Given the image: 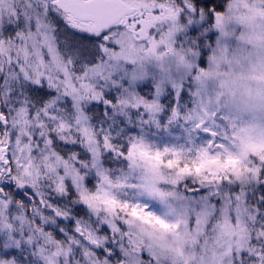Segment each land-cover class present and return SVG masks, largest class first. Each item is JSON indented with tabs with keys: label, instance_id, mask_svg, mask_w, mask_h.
Listing matches in <instances>:
<instances>
[{
	"label": "snow or ice",
	"instance_id": "1",
	"mask_svg": "<svg viewBox=\"0 0 264 264\" xmlns=\"http://www.w3.org/2000/svg\"><path fill=\"white\" fill-rule=\"evenodd\" d=\"M216 3L0 0V264H154L129 243L134 216L165 224L142 199L156 174L134 175L138 154L191 170L202 154L222 162L233 139L222 97L194 102L213 48L206 33L221 26ZM124 33L178 50L189 74L161 86L115 65L109 53ZM248 169L189 171L174 183L190 231L203 220L205 235L236 233L202 257L211 264H264V161Z\"/></svg>",
	"mask_w": 264,
	"mask_h": 264
},
{
	"label": "rangeland",
	"instance_id": "2",
	"mask_svg": "<svg viewBox=\"0 0 264 264\" xmlns=\"http://www.w3.org/2000/svg\"><path fill=\"white\" fill-rule=\"evenodd\" d=\"M248 2L250 0H217L218 11H223L227 3V12L222 15L220 22L223 34L217 29L206 33V36L211 37L207 42L212 43L213 48L206 57L205 70L212 71L215 68V74L194 81L196 105H215L218 97L223 98V103L219 107L224 112L228 135L233 137L229 140V150L224 152L223 161L202 154L198 163L189 170L175 163L162 164L154 151L141 150L138 154L134 175L140 178L151 176V170L156 174L154 195L149 196L145 193L142 199L151 205L152 211L159 215L165 224L157 225L134 216V222L129 224L131 232L129 243L137 253L142 248L146 256L152 258L154 264H193L194 260L196 264H211L210 260L202 257L206 254L209 257L213 256L217 249L231 241L236 234L233 229L221 226L214 233L209 229V234L205 235L203 220L199 228L190 231L184 218L188 211V200L185 199L183 186L179 190L174 187L178 176H183L189 171L197 174L206 172L210 179H217L218 174L224 175L228 172L238 174L242 170H249L248 163L253 159L264 161V141L245 140L242 130L247 116L233 107L220 85V80L228 71V65L220 63L219 67H216L213 64V59L222 46L227 47L229 52L240 46L237 39L243 31L240 14ZM217 39L220 41L219 46L215 43ZM116 42L119 50L114 54L109 53V57L115 65L124 66L126 63L129 72L143 74L145 79L155 78L161 86L171 84L173 80H179L189 74L188 66L179 62L178 50L171 49L159 40H149L146 46L135 36L124 33ZM138 82L143 83V80ZM148 83L150 85V81ZM167 92L168 89L161 97L162 102ZM185 95L187 96V93ZM185 103L191 106V97H188ZM97 203L106 209L117 207L111 199H98ZM198 236L205 241L199 244V248Z\"/></svg>",
	"mask_w": 264,
	"mask_h": 264
},
{
	"label": "clouds",
	"instance_id": "3",
	"mask_svg": "<svg viewBox=\"0 0 264 264\" xmlns=\"http://www.w3.org/2000/svg\"><path fill=\"white\" fill-rule=\"evenodd\" d=\"M227 12V3L222 15ZM241 15L243 31L237 36L240 46L229 52L227 47L218 49L213 64L228 65L220 80L234 108L246 114L243 128L245 140L264 141V5L261 0H250ZM223 34L222 30L217 28ZM204 78L213 76L205 70Z\"/></svg>",
	"mask_w": 264,
	"mask_h": 264
},
{
	"label": "trees",
	"instance_id": "4",
	"mask_svg": "<svg viewBox=\"0 0 264 264\" xmlns=\"http://www.w3.org/2000/svg\"><path fill=\"white\" fill-rule=\"evenodd\" d=\"M200 6H201V8H202V7H203V4H201ZM209 7H210V8H213V9H217V10H219V9L217 8V5H216V4H211ZM146 257H148V256H146ZM161 264H164V263H161Z\"/></svg>",
	"mask_w": 264,
	"mask_h": 264
}]
</instances>
